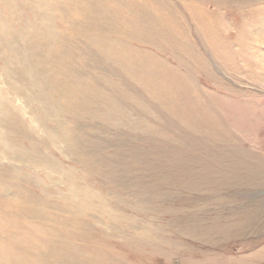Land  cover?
<instances>
[{"label": "rangeland", "instance_id": "374dc122", "mask_svg": "<svg viewBox=\"0 0 264 264\" xmlns=\"http://www.w3.org/2000/svg\"><path fill=\"white\" fill-rule=\"evenodd\" d=\"M0 264H264V0H0Z\"/></svg>", "mask_w": 264, "mask_h": 264}]
</instances>
